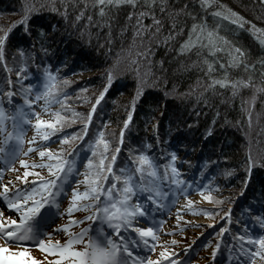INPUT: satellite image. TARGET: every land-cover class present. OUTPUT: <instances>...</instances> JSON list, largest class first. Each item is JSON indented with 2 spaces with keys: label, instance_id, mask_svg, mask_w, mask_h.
I'll return each mask as SVG.
<instances>
[{
  "label": "trees",
  "instance_id": "1",
  "mask_svg": "<svg viewBox=\"0 0 264 264\" xmlns=\"http://www.w3.org/2000/svg\"><path fill=\"white\" fill-rule=\"evenodd\" d=\"M27 2L0 0V34L8 33L0 59V91L9 88L10 80L14 109L23 102L19 88L40 81L44 65L58 70V87L63 92L49 105L48 120L56 122V112L64 119L56 122L55 130L42 125L38 137L48 131L49 140L59 143L53 151L64 149L65 157L85 137L76 155L71 154L81 164V181L87 171L86 158L99 159L100 149L93 157L91 146L102 130L109 153L115 152L114 171L138 151L146 150L161 164L174 151L175 166L186 183H167L168 199L182 195L188 198L190 216L211 219H219L232 207V236L244 223L254 235L262 232L256 217H264V32H254L247 23L238 27L226 18L230 9L264 29L262 0H211L207 8L202 7V0H165L163 12L160 6L155 8L161 20L159 30L153 25L141 35L134 34L135 21H127L131 8L126 5L101 24L94 8L86 10L92 23L86 16L74 22L83 0H78L76 10L69 7L67 18L61 14L60 0H35L37 8L21 23ZM216 11L225 16L213 15ZM201 21L216 36V50L209 51L205 38L203 46L181 52L192 24ZM143 23L152 25V18L144 17ZM170 30L176 33L172 37ZM234 49L244 53L239 64L231 62ZM249 77V83L236 92L230 85L209 87L213 78L243 81ZM3 103L8 112V100ZM129 114L131 120L125 125ZM63 136L68 141L62 142ZM226 189L231 197L220 198ZM195 194L211 206H197L189 198ZM140 196L144 199L147 193ZM232 254L237 255L233 250ZM256 259L257 264H264V259Z\"/></svg>",
  "mask_w": 264,
  "mask_h": 264
},
{
  "label": "snow or ice",
  "instance_id": "2",
  "mask_svg": "<svg viewBox=\"0 0 264 264\" xmlns=\"http://www.w3.org/2000/svg\"><path fill=\"white\" fill-rule=\"evenodd\" d=\"M83 3L84 7L76 11L74 22L86 16L88 23H92L93 17L90 14L86 15V10L90 12L94 8L97 20L101 24L108 23L114 10H119L121 6H129L131 10L128 12L126 19L129 23L135 21L133 24L135 35H141L144 31L152 28L153 25H155L156 30H159L161 20L157 18L155 8L160 6L163 12L167 7L165 0H90V3L89 0H83ZM210 3L211 0H202V7L207 8ZM60 4L63 9L61 14L67 18L69 7L76 10L78 0H60ZM36 8L35 0H28L24 7L25 16L21 23H26L28 14ZM53 8L59 11V9H55L54 5ZM213 15L225 16V13L216 11ZM148 16L152 18V25L143 23V18ZM170 18L175 20V17ZM226 18L238 27H243L247 23L254 32H264V29H259L250 21H245L244 17L230 9L227 10ZM175 27L176 25L173 23L172 28L175 29ZM122 30L124 29L122 28ZM25 31L27 32V28H25ZM42 33L43 30L41 29L38 35ZM175 34V31H169V37ZM7 35V32L0 34V59H3V47ZM205 38L208 42L209 51L214 52L218 42L214 33L207 31L203 21L199 24L193 23L188 38L180 45V51L189 50L195 45L203 46ZM20 51L23 56L24 50L21 49ZM234 53L231 62L239 64L241 58L244 57V53L240 49H234ZM261 63L264 64V61H261ZM207 66L210 70L212 69L211 63ZM247 66L252 67L250 64ZM57 71L51 69L49 65H44L40 81L20 87L18 91L23 96V102L16 105L11 114L6 112L3 103L4 100L11 103V96L13 95L10 87L11 81L8 82L7 92L0 91V136H3L5 144H8L10 140L15 141L7 149L0 147V159H4L5 163L15 162L21 154L20 145L24 136L23 125L24 123H33L29 118L30 113L37 117L34 124L38 133L42 125H47L49 129L55 130L56 122L64 119L60 112H56V122L43 120L39 118L40 113L30 108L35 102L43 100L42 107L45 111H51L49 105L56 103L58 94L63 92L58 87L60 81L57 79ZM16 76L21 78V71H17ZM250 80L251 77H249V80L243 81L213 78L209 87L215 84L230 85L233 92H236L239 86L248 84ZM111 81L112 74L109 72V84ZM19 83L20 80L18 79L17 84ZM139 92L140 89L138 88L137 95H139ZM101 96H103V92ZM61 98H63L62 95ZM92 107L94 109L95 105ZM90 119L91 111L88 113V119L84 121L85 131ZM130 120L131 114L125 119L124 124L127 125ZM9 127H11V131H9ZM40 138L47 141L49 139L48 131H44ZM35 139L36 137L28 143L34 144ZM68 139V136H63L62 142H66ZM92 145H94L91 146L93 157H95L97 149H100L99 159L86 158L87 171L83 175V181L80 179L74 181L76 184L83 182L86 185L83 190L71 187L73 174L79 176L80 172L77 167V160L66 158L64 149L54 152L51 148L43 145L38 147L37 155L41 158V162L39 165L33 163L31 168H46L47 176L42 175L40 171H30L29 162L20 159L19 163L25 167V171L23 175L15 177L9 182L14 185L11 190L9 183H3L4 168H0V187H2L0 198H3V201L6 202L3 207L19 213V217L14 219L11 215L5 216L4 211L0 210V235L9 243L17 240H34L37 246L42 247L47 252L50 249L43 247L46 242L40 237L45 234L46 228L55 222L58 215L66 213L69 223L61 224L57 229V233L65 234L67 239L63 243L57 241L54 245L56 250L54 254L58 255L60 260L66 261V264H158L161 258L168 264H177L175 254L168 252L167 249L161 251L156 260L142 258L136 255L134 251V248L140 247L141 243L147 246L150 241L152 242V250L155 251V243L159 242L156 226L149 219L150 213L146 205L154 203L161 208L164 207L161 198L168 195V192L164 190L166 184L180 185L186 183L180 178L179 169L175 166L176 152L170 153L167 163L161 164L146 150H141L135 153V158L129 157L127 164L114 171L112 164L116 159L115 152L109 153V141L104 138L102 130L99 132L98 138L92 141ZM146 147H150V145ZM29 151H32V148H29ZM115 151H119V145ZM72 155L75 156L76 153L74 152ZM45 157L46 159H44ZM248 159L251 163V155ZM29 175L33 177L32 181L28 180ZM105 181H107V184H105ZM68 191L71 192L70 196L67 195ZM141 193H147L146 198L141 199ZM62 199L70 201L68 206L64 208L63 213L60 212ZM45 205L48 206V209L43 214L44 227L37 230L34 223ZM53 206H55L54 211ZM80 209L89 212V215L83 219L99 221L95 227L94 235H88L89 229L87 226L81 228L78 232L72 231L74 225L82 223L80 219L72 214ZM206 214L211 215L210 212ZM256 221L259 227L264 228V217L257 216ZM142 224L147 226H141ZM237 224L239 225V221H237ZM46 234L51 236V233ZM85 236H88V238L85 239ZM231 239L232 244L229 247L237 253L235 259L238 264H248V260L241 259L242 256L250 258L251 264H256V257L264 259V233L254 235L248 224L244 223ZM76 245L82 246L76 247ZM3 247V245H0V248ZM218 247L219 245H217ZM211 255L215 256V249ZM32 264H40V261L33 258ZM180 264H184V261H180Z\"/></svg>",
  "mask_w": 264,
  "mask_h": 264
},
{
  "label": "rangeland",
  "instance_id": "3",
  "mask_svg": "<svg viewBox=\"0 0 264 264\" xmlns=\"http://www.w3.org/2000/svg\"><path fill=\"white\" fill-rule=\"evenodd\" d=\"M115 30L117 29L115 28ZM38 106L39 104H37L35 111L40 113L39 118L43 120L50 119L51 114L43 109H39ZM36 118L37 117L34 116L30 120L33 121ZM26 126L27 128L25 130V137L23 138V142L20 145L22 150L18 159L10 164L5 163V166L4 164L3 166H0L1 168H4L3 183H9L13 180V178L23 175L25 169H23V165L19 163L20 159L26 160L29 163H35L39 165L40 160L39 156L37 155L38 148H35V142L38 139V132L36 133L34 131V123H27ZM34 137H36L34 144H29L28 141L33 140ZM51 146H53V144ZM29 148H32V151H29ZM29 168H31V166H29ZM28 180L32 181L33 177L29 175ZM13 187V183H9L10 190ZM0 190H2V187H0ZM230 192L231 191L227 189L223 190L220 198L231 197ZM70 193L71 192L69 191L68 194ZM65 200L66 199H63V202ZM192 201L196 202L197 206L206 205L204 199L197 195L193 196ZM4 203L6 202L3 201V198H0V204L4 205ZM163 203L165 205L164 207H156L157 211L160 210L158 212V216L161 217H158V219L156 220L155 216H157V214L154 211L150 213L149 217L152 223L156 226L157 235L159 236V242L155 243V251L152 250V242L150 241L147 246H144L141 243L140 247L134 248L136 255L142 258H151L153 260H156L159 253L164 249H167L168 252H172L175 254L177 258V264H180V261H184V264H227L224 261L225 259L223 255L220 254L221 252L219 250L220 246L228 245L230 234H225L222 238L215 241L213 246L208 248V241L213 240V237L210 235V233L204 234L202 232V229L213 225V223L202 216H190V214L187 213L189 203H187V201L183 197L177 198L176 200H172L168 203L164 201ZM64 208L66 207L60 206L61 213L64 212ZM4 209L5 216L11 215L14 219L19 217V213L15 212V210H8L6 208ZM47 209H44L43 213L38 214V217L34 223L35 228L38 227V221ZM58 216V218H55V223H51L50 226L46 228L45 234H42L40 237V239H43L46 242L43 247L50 249V251L47 252L44 251L42 247L39 248L37 244L34 246L35 249L29 251L17 250L12 246H8V244L2 238L3 236L0 235V245L4 246L3 248H0V264H32L33 258L40 261V264H66V261L60 260L58 255L54 254L56 251L54 247L55 243L57 241L63 243L67 239V236L65 234H58L57 229L61 224L69 223L66 213ZM75 217L80 218V216ZM83 218L80 219L82 223L74 225L72 231L78 232L81 228L87 226L89 229L88 233L92 232V234L94 235L95 227L98 222H91L92 220L90 221V219ZM227 220L228 219L226 218V221ZM141 226L147 225L142 224ZM105 228L107 229L106 225ZM46 233H51V236L47 235ZM206 235L207 238H204ZM217 245H219L218 248ZM214 249L215 256L213 257L211 253ZM158 264H168V262L161 258L158 261Z\"/></svg>",
  "mask_w": 264,
  "mask_h": 264
}]
</instances>
